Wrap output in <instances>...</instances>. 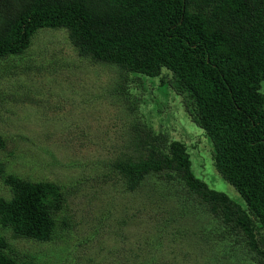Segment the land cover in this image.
Segmentation results:
<instances>
[{"label": "trees", "instance_id": "trees-1", "mask_svg": "<svg viewBox=\"0 0 264 264\" xmlns=\"http://www.w3.org/2000/svg\"><path fill=\"white\" fill-rule=\"evenodd\" d=\"M41 29L65 30L89 64L116 66L123 92L129 75L141 74L182 96L212 143L217 172L246 205L196 174L186 142L148 126L135 127L145 153L125 151L111 170L129 191L156 179L157 193L173 196L185 213L212 216L206 240L223 243L224 258L264 264V0H0V61L23 58ZM6 145L0 134V148ZM0 177L11 190L0 197L1 227L52 241L79 183L30 180L3 166ZM13 252L0 235V264H50L19 261Z\"/></svg>", "mask_w": 264, "mask_h": 264}, {"label": "rangeland", "instance_id": "rangeland-1", "mask_svg": "<svg viewBox=\"0 0 264 264\" xmlns=\"http://www.w3.org/2000/svg\"><path fill=\"white\" fill-rule=\"evenodd\" d=\"M35 37L23 58L0 61V134L7 139L0 167L30 180L79 186L52 241L14 237L0 225L12 254L50 264H254L242 255L224 258L225 245L206 240L212 216L185 213L173 196L157 193L156 179L129 191L111 170L125 151L145 153L135 127L148 126L186 142L196 174L246 205L217 172L212 143L182 96L160 77L141 74H130L123 92L120 70L78 58L65 30L41 29ZM22 65L30 72L13 68ZM2 196L11 190L0 177Z\"/></svg>", "mask_w": 264, "mask_h": 264}]
</instances>
